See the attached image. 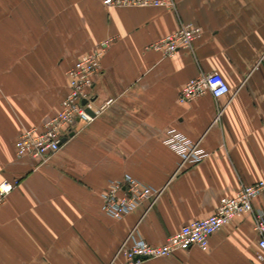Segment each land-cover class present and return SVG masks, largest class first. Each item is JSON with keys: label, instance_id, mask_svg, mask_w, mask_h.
Instances as JSON below:
<instances>
[{"label": "crops", "instance_id": "0c3cea01", "mask_svg": "<svg viewBox=\"0 0 264 264\" xmlns=\"http://www.w3.org/2000/svg\"><path fill=\"white\" fill-rule=\"evenodd\" d=\"M176 7H107L103 0H0V182L20 183L0 206V264H109L135 229L162 244L211 215L224 196L264 180V0H174ZM202 34L164 56L152 45L182 25ZM92 94L108 105L75 119L49 161L18 158L15 141L42 127L68 93L67 70L103 41ZM221 73L230 93L181 103L185 83ZM175 127L207 150L181 164L164 143ZM160 189L122 219L102 209L113 179ZM264 207V193L254 202ZM131 243V240L129 241ZM253 216L226 223L209 249L181 250L145 264H262Z\"/></svg>", "mask_w": 264, "mask_h": 264}, {"label": "built area", "instance_id": "2783aa9c", "mask_svg": "<svg viewBox=\"0 0 264 264\" xmlns=\"http://www.w3.org/2000/svg\"><path fill=\"white\" fill-rule=\"evenodd\" d=\"M103 4L107 7H176L174 0H103ZM202 30L200 25L187 23L152 46L161 49L164 56L173 57L180 49H192ZM110 45V41H103L92 51L82 55L67 70L68 93L62 100L60 111L47 119L42 127L27 128L21 132L15 141L18 158L29 156L41 163L51 160L62 147L67 131L75 119H83L89 123L113 102V99H108L103 105L96 106L92 94L96 76L101 69V59ZM230 91V86L221 73H202L185 83L179 101L186 103L207 93L218 99ZM164 143L180 156L181 164L198 163L208 156L207 150L199 141L191 139L175 127L167 129ZM19 183V179H4L0 182V206ZM263 193L264 180L243 185L235 195L222 197L211 215L184 224L162 244L146 241L134 229L119 249L118 256L123 258H115L109 264H145L150 259L170 256L192 247L207 251L213 234L232 219L246 214L253 216V228L258 235V258L264 264V207L254 205ZM159 195L160 189L133 176H125L109 182L102 193V209L114 219H122L145 202L154 204Z\"/></svg>", "mask_w": 264, "mask_h": 264}]
</instances>
